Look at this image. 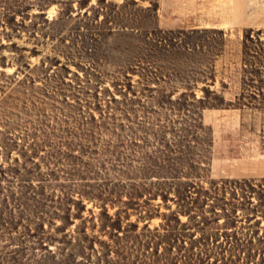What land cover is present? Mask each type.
Masks as SVG:
<instances>
[{
    "label": "rangeland",
    "instance_id": "1",
    "mask_svg": "<svg viewBox=\"0 0 264 264\" xmlns=\"http://www.w3.org/2000/svg\"><path fill=\"white\" fill-rule=\"evenodd\" d=\"M187 4L0 0V264H264V0Z\"/></svg>",
    "mask_w": 264,
    "mask_h": 264
},
{
    "label": "crops",
    "instance_id": "2",
    "mask_svg": "<svg viewBox=\"0 0 264 264\" xmlns=\"http://www.w3.org/2000/svg\"><path fill=\"white\" fill-rule=\"evenodd\" d=\"M186 6L189 7V9H190L189 19H190L191 22H193L192 24H190V26H192V27L205 25L206 22L208 21V19L210 21H214V22H220L221 21L219 19V17H221L220 15H222L221 13H218L219 15L218 14L208 15L207 14V11H206V9L208 7L207 0H188V4ZM226 7H228V5ZM262 13H264V12H262ZM216 15H218L219 17H215ZM247 17H250L251 20L254 21V15L250 16V14H247ZM248 149L249 150H254V149H252L250 147H248ZM249 159H250V157L243 156V158H241L240 161H244V160L247 161ZM255 161H257V162L260 161L261 165H257L256 166L254 164V166L252 168H247V170L252 171L254 173H258L259 172V176H263L264 177V154L259 153V157L256 158ZM242 170H243V168L239 169L238 172H240Z\"/></svg>",
    "mask_w": 264,
    "mask_h": 264
}]
</instances>
